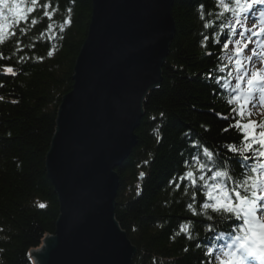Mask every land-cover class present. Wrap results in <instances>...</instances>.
<instances>
[{"label":"trees","instance_id":"trees-1","mask_svg":"<svg viewBox=\"0 0 264 264\" xmlns=\"http://www.w3.org/2000/svg\"><path fill=\"white\" fill-rule=\"evenodd\" d=\"M26 2L25 7H32L30 0ZM45 3L52 5L51 20L43 15ZM34 7L27 23L12 21L17 35L7 34L0 45L4 57L0 59V264H34L30 251L54 234L59 203L47 174L46 154L62 97L73 85L92 0H39ZM218 11L216 0H174V35L161 67V83L143 102L136 146L116 168L114 214L136 247L132 264H209L205 246L213 235L207 231L211 222L188 209L194 189L185 192L184 184L177 189L169 180L185 171L183 161L198 150L192 147L194 142L220 151L233 163L238 159V154L223 148L239 142L241 135L235 128L223 131L232 114L215 81L231 71L225 58L228 50L223 49L230 30L221 27ZM67 19L70 24L64 23ZM20 28L26 31L21 33ZM6 67H12L15 75ZM220 67H225L223 73ZM248 120L260 121L246 112L243 122ZM202 199L197 192V209ZM185 223L191 225V240L180 231Z\"/></svg>","mask_w":264,"mask_h":264},{"label":"water","instance_id":"water-1","mask_svg":"<svg viewBox=\"0 0 264 264\" xmlns=\"http://www.w3.org/2000/svg\"><path fill=\"white\" fill-rule=\"evenodd\" d=\"M174 0H92L73 85L61 100L46 169L59 203L35 264H132L115 218L116 168L137 144L143 102L162 80Z\"/></svg>","mask_w":264,"mask_h":264},{"label":"snow or ice","instance_id":"snow-or-ice-1","mask_svg":"<svg viewBox=\"0 0 264 264\" xmlns=\"http://www.w3.org/2000/svg\"><path fill=\"white\" fill-rule=\"evenodd\" d=\"M38 2L30 0L32 7H25L23 0H11V4L9 0H0V45L6 41L5 33L9 38L17 35L15 27L6 23L8 18L3 9L7 8L12 13L16 18L15 24L21 21L27 23L28 14L36 11L34 6ZM216 4L220 11L215 15L223 18L221 27H228L231 36H239L234 41L226 39L223 43L224 50L228 49L229 44L235 45V60L232 56L228 57L229 63L235 66V75L232 71L227 73V77L236 80L235 85L223 75L215 81L226 94V103L232 114V122L223 131L235 128L241 135L239 142L223 145L227 152L238 154L236 163L239 169L232 159L222 156L220 151L194 142L192 147L198 150L190 154V159L183 161L185 171L174 175L169 185L174 184L180 189L181 184H184L185 192L189 187L194 189L191 194L193 202L188 203V209L193 216H202L211 222L207 231L213 235L207 237L209 243L205 246L209 264L213 260L217 264H264V123L252 120L243 122L246 112L251 115L249 105L252 108L257 107V104L264 106V69L255 68L256 61L264 64V0H216ZM51 6L50 3L42 5L43 15L49 20L53 18L48 11ZM200 8L203 9L204 5H200ZM68 11L71 12V9ZM201 19H204L203 15ZM246 22H251L252 26L248 27ZM31 23L35 25L37 21L33 19ZM64 23L70 24L71 21L67 19ZM235 25L244 27L237 33ZM48 27L51 28V24ZM205 27L208 25L205 24ZM63 30L61 26L60 31ZM25 31L20 28L21 33ZM242 42L243 49H247L250 55H244L240 47ZM19 43L17 40V46ZM3 58L0 53V59ZM5 71L15 75L12 67H6ZM219 71L223 73L225 67H220ZM217 116L229 120L228 115L217 113ZM197 192L203 197L199 209L196 206ZM190 227V223H185L180 229L189 240L192 239ZM196 247L201 245L197 244Z\"/></svg>","mask_w":264,"mask_h":264},{"label":"rangeland","instance_id":"rangeland-1","mask_svg":"<svg viewBox=\"0 0 264 264\" xmlns=\"http://www.w3.org/2000/svg\"><path fill=\"white\" fill-rule=\"evenodd\" d=\"M249 23L251 25V22H249ZM236 30H237V33H238L241 30V25H237ZM236 37H237L236 39L239 38L238 35ZM242 44L243 43H241V46L240 47L243 49V45ZM233 47H235V46H232V48ZM243 52H244V55H250L251 54L247 49H245V50L243 49ZM232 59L235 60V56H232ZM260 65H263L264 66V64H261L259 61H256L255 68L256 67H260ZM232 67H233V69H235V66H234L233 63H232ZM259 69H263V67L262 68H259ZM249 109L251 110V114L253 116H255V117L260 118L261 116H264V106H261V105L257 104V107L252 108L251 105H249Z\"/></svg>","mask_w":264,"mask_h":264},{"label":"bare ground","instance_id":"bare-ground-1","mask_svg":"<svg viewBox=\"0 0 264 264\" xmlns=\"http://www.w3.org/2000/svg\"><path fill=\"white\" fill-rule=\"evenodd\" d=\"M248 25H250V23H248Z\"/></svg>","mask_w":264,"mask_h":264}]
</instances>
